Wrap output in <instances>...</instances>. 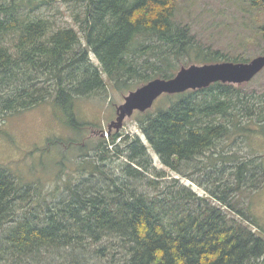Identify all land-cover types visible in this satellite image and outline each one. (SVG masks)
Here are the masks:
<instances>
[{
	"label": "trees",
	"instance_id": "16d2710c",
	"mask_svg": "<svg viewBox=\"0 0 264 264\" xmlns=\"http://www.w3.org/2000/svg\"><path fill=\"white\" fill-rule=\"evenodd\" d=\"M54 3L72 8L77 29L45 15ZM173 19L172 0H0V119L51 103L72 127L77 99L224 58L197 50ZM249 98L220 82L161 96L138 118L145 142L110 134L56 200L0 166V264H264V227L238 201L262 189L261 157L213 153V187L198 182L202 196L164 170L195 183L181 170L218 141L264 134ZM227 170L232 178L221 181Z\"/></svg>",
	"mask_w": 264,
	"mask_h": 264
},
{
	"label": "rangeland",
	"instance_id": "374dc122",
	"mask_svg": "<svg viewBox=\"0 0 264 264\" xmlns=\"http://www.w3.org/2000/svg\"><path fill=\"white\" fill-rule=\"evenodd\" d=\"M172 6L175 26L188 28V35L197 50L209 52L213 58L217 56L216 52L224 55V58L218 56L219 59L208 63L183 61L176 73L181 67L222 63L225 62L223 59L239 58L247 63L264 54V39L260 30L264 25V0H172ZM44 13L57 25L77 29V25L72 22L70 6L54 3ZM90 59L98 66L94 56L90 55ZM142 85L144 84L130 90H116L109 86V90L103 93L77 99L73 112L76 124L72 127L71 124L65 123L67 119L51 103L1 118L0 166H5L15 174L20 183L39 187L43 196L56 200L67 182L75 184L85 176V171H79L84 169L83 166L79 168L85 164L82 161L98 155L100 143L109 145L110 134L117 132L123 137L139 136L145 142L139 131L138 118L147 112L154 113L157 104L161 103L158 102L159 98L151 109L143 113L135 111L127 117L119 131L114 128L108 131L110 124L115 122L117 108L124 104L125 97ZM234 86L245 96L254 95L255 98L247 99L248 104L255 105L264 123V68L250 82ZM108 149L110 150L111 146ZM213 153L231 155L235 161L261 157L264 168V134L257 132L234 135L218 141L214 150L212 148L198 156L191 163L189 170H181L182 173L190 175L196 184L187 177L175 176L174 172L163 169L167 175L177 177L202 196L205 191L198 182L213 187V184L205 182L206 173L212 171L210 166L214 160L211 157ZM85 155L88 157H84ZM103 156L112 162L116 160L110 152H104ZM154 159L155 165L161 168L157 158ZM97 160L98 164L102 165V162ZM229 177L232 178L227 170L219 179L226 181ZM238 201L243 203L244 207L248 203L250 214L264 227V185L258 193L251 196L240 195Z\"/></svg>",
	"mask_w": 264,
	"mask_h": 264
},
{
	"label": "water",
	"instance_id": "95a60500",
	"mask_svg": "<svg viewBox=\"0 0 264 264\" xmlns=\"http://www.w3.org/2000/svg\"><path fill=\"white\" fill-rule=\"evenodd\" d=\"M264 68V54L247 63L222 62L181 67L170 79H153L132 91L124 99V104L117 108V117L108 128L116 131L124 120L135 111L143 113L152 108L162 95L181 94L189 90H199L213 83L241 85L250 82Z\"/></svg>",
	"mask_w": 264,
	"mask_h": 264
}]
</instances>
